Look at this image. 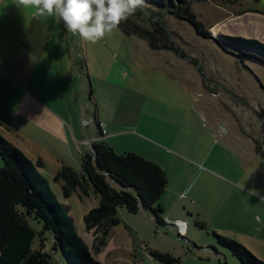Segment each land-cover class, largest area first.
Masks as SVG:
<instances>
[{"label":"rangeland","instance_id":"rangeland-1","mask_svg":"<svg viewBox=\"0 0 264 264\" xmlns=\"http://www.w3.org/2000/svg\"><path fill=\"white\" fill-rule=\"evenodd\" d=\"M176 11L145 3L128 18L158 48L119 30L92 44L14 0L12 70L0 57V134L34 165L43 162L36 169L103 264H160L149 250L169 252L177 264H241L214 233L264 261V61L239 54L230 39L264 43V0H189ZM36 59L57 65L56 80L28 75ZM31 99L39 107L27 105ZM96 125L115 152L153 159L168 177L159 199L165 221L119 207L98 251L84 224L98 196L75 189L64 197V181L54 180L62 164L79 170ZM166 217L185 221V232ZM27 222L32 248L46 251L50 264H68L52 248L51 230Z\"/></svg>","mask_w":264,"mask_h":264},{"label":"trees","instance_id":"trees-1","mask_svg":"<svg viewBox=\"0 0 264 264\" xmlns=\"http://www.w3.org/2000/svg\"><path fill=\"white\" fill-rule=\"evenodd\" d=\"M145 3L179 16L176 10L184 9L189 0H145ZM159 29L165 34L164 28ZM119 31L125 36H139L151 48H158L152 37L138 32L129 20L119 26ZM230 39L239 48V54L264 61V43L241 36ZM90 147L92 150L81 155L79 170L62 164L54 180L64 181L61 186L64 197H69L75 189L86 197L90 190L98 196L97 205L84 216L85 228L94 235V249L98 251L104 245L109 229L119 223V207L129 213L149 210L156 222L163 223L160 216L163 207L159 204L167 184L163 168L132 151L117 153L102 139L94 140ZM261 157L264 159L263 154ZM0 158V264H50L46 251L41 247L32 248L34 231L27 222L28 217L41 221L43 228L51 230L52 248L59 250L68 264H103L81 239L66 208L57 201L47 179L36 169L35 165L42 167L43 162L38 159L34 165L1 134ZM214 236L241 264H264L239 242L215 233ZM149 255L160 264L179 262L169 252L149 250ZM220 262L228 264L225 259Z\"/></svg>","mask_w":264,"mask_h":264},{"label":"clouds","instance_id":"clouds-1","mask_svg":"<svg viewBox=\"0 0 264 264\" xmlns=\"http://www.w3.org/2000/svg\"><path fill=\"white\" fill-rule=\"evenodd\" d=\"M36 17H52L73 36L96 44L145 8V0H16Z\"/></svg>","mask_w":264,"mask_h":264},{"label":"crops","instance_id":"crops-1","mask_svg":"<svg viewBox=\"0 0 264 264\" xmlns=\"http://www.w3.org/2000/svg\"><path fill=\"white\" fill-rule=\"evenodd\" d=\"M13 1L14 0H0V57H2L4 55V57L6 58L5 63H6L7 72L9 70H12L10 68V66L13 63V41L15 42L17 39L16 35H15V39L13 37V22H12V19H13ZM19 43L22 44V42H19ZM26 53L28 54V52H26ZM31 61L32 62H30L31 64L29 66L30 68H28V71H27L28 75H30V74L33 75L34 73H41L42 75L49 76V78L51 77L52 80L53 79L56 80L57 75L60 73V72H58L59 68L57 67L56 64H52L51 62H48L44 59H36V60H31ZM37 64H40V65H37ZM38 104L39 103L37 101H34L32 99L29 101V103H27V105H31L32 107H34V106L39 107ZM30 116L32 117V115H30ZM96 126H97V130H98V136H96V138L94 140L102 139L105 141L104 136L102 135V132H100L101 127H99L98 125H96ZM6 130H9V129H6ZM10 130H12V129H10ZM104 131H105V129H104ZM151 160H153V159H151ZM155 162H157V161H155ZM157 163L163 168L162 164H160L159 162H157ZM163 170L165 171L164 168H163ZM165 173H166V171H165ZM166 175H167V173H166ZM167 182H168V177H167ZM163 213H165L164 207H163ZM164 221L165 220H163V222ZM166 221L169 223L172 221L173 225L176 228L177 233H178V226L175 223H176V221H181L184 225L182 228L183 233L185 232L186 224H187L185 221L179 220L178 218L171 220L170 217H166Z\"/></svg>","mask_w":264,"mask_h":264},{"label":"built area","instance_id":"built-area-1","mask_svg":"<svg viewBox=\"0 0 264 264\" xmlns=\"http://www.w3.org/2000/svg\"><path fill=\"white\" fill-rule=\"evenodd\" d=\"M101 132L102 133L104 132V129L103 128L101 129ZM175 224L178 226V232L183 233V230H182V228L184 226L183 223L181 221H176Z\"/></svg>","mask_w":264,"mask_h":264},{"label":"water","instance_id":"water-1","mask_svg":"<svg viewBox=\"0 0 264 264\" xmlns=\"http://www.w3.org/2000/svg\"><path fill=\"white\" fill-rule=\"evenodd\" d=\"M90 149H91V147H90ZM92 150V149H91Z\"/></svg>","mask_w":264,"mask_h":264}]
</instances>
